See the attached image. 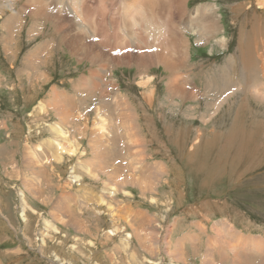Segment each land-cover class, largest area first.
<instances>
[{
    "label": "rangeland",
    "instance_id": "rangeland-1",
    "mask_svg": "<svg viewBox=\"0 0 264 264\" xmlns=\"http://www.w3.org/2000/svg\"><path fill=\"white\" fill-rule=\"evenodd\" d=\"M253 25L264 0H0V264H264Z\"/></svg>",
    "mask_w": 264,
    "mask_h": 264
},
{
    "label": "bare ground",
    "instance_id": "bare-ground-1",
    "mask_svg": "<svg viewBox=\"0 0 264 264\" xmlns=\"http://www.w3.org/2000/svg\"><path fill=\"white\" fill-rule=\"evenodd\" d=\"M207 6L211 10H215L216 9V6L213 5V4H208ZM198 8L199 7H197L196 10H198ZM194 15H195V11H193L190 14V17L194 18L195 17ZM214 19H215V21L218 20L217 15L216 16L214 15ZM249 27H251V32L249 34H247L248 32L246 33L247 34L246 35V39L247 40L245 42L242 41L241 43L238 44V46H239L238 47L239 48V54L236 57V62L237 63L233 64L234 67H233V70H232V73H231L232 74V81L237 76H239L240 77V80L245 84V86L247 84H249V82H250L249 81V78H251V77L258 78L257 74L259 72H262V74L259 73L260 74V77L261 78H264V38L263 37H259L260 41L258 40L261 43V45L259 46V48H260L259 50L260 51H258V48H257L258 45L255 44V49H256V52L258 53V57H255L253 55V51H252V46H253L252 43L255 42V40L258 38V35L259 34L262 35L264 32L261 31V27L260 26L253 25V26H249ZM214 28H215V31H221V28L219 26L217 27V25H215ZM206 32L207 31H204V32L201 31L200 34L203 35ZM243 38H244V36H243ZM257 59L259 60V62L257 61ZM258 63H260V66L261 67L259 68L260 70L258 69L259 71L258 70L256 71V69L258 67ZM234 75H236V77ZM246 80L249 81V82H247ZM259 85H260V83H259ZM190 94H191V92H190ZM238 145H239V147H241V144L238 143L236 146H238Z\"/></svg>",
    "mask_w": 264,
    "mask_h": 264
},
{
    "label": "crops",
    "instance_id": "crops-1",
    "mask_svg": "<svg viewBox=\"0 0 264 264\" xmlns=\"http://www.w3.org/2000/svg\"><path fill=\"white\" fill-rule=\"evenodd\" d=\"M51 46H53V43ZM7 145H8L7 142H5V143L0 142V153H2V155H0V166H1V162L5 161L10 167V163L8 162V160L6 158V154H4L2 152L3 147H6ZM12 161H13V159H12ZM192 225H193L192 227H189V228L183 230V232L181 233L183 235V238H178V239H175L173 241V242L179 241L181 243V247L183 248V250L180 251L177 249V247L180 246L179 243H173L172 244L173 253H175V256H173V257L169 256V258H171L173 260L175 258H182L183 259V256L185 253H189V255L196 256L200 252L199 249L197 252V245L199 247V245H202V244H197L196 239H197L199 234H207V231L203 228H198L199 223L197 221H195ZM208 244L210 245L209 242H208ZM208 244H204L205 251L207 249ZM176 250H178V251H176ZM217 251L218 250L215 249V253ZM212 253H213V251H212ZM213 255H215V254L213 253Z\"/></svg>",
    "mask_w": 264,
    "mask_h": 264
}]
</instances>
